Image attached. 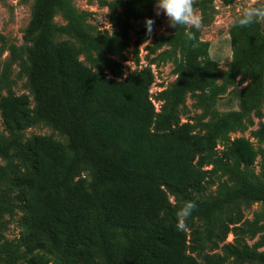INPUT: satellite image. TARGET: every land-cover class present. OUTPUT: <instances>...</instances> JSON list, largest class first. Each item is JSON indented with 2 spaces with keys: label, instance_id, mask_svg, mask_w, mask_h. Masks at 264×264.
I'll list each match as a JSON object with an SVG mask.
<instances>
[{
  "label": "trees",
  "instance_id": "16d2710c",
  "mask_svg": "<svg viewBox=\"0 0 264 264\" xmlns=\"http://www.w3.org/2000/svg\"><path fill=\"white\" fill-rule=\"evenodd\" d=\"M31 1L23 35L29 44L20 64L34 104L27 94L11 90L0 97L8 133L0 136V219L21 213L16 242L4 237L6 224L0 221V264H264V148L246 137L230 138L248 129V115H260L264 103L261 24L230 27L226 70L207 55L195 29L196 47L181 26L151 39L150 53L166 48L152 63L171 62L177 75L157 94L156 111L151 66L124 76L120 61L131 18L139 23L134 46L149 39L138 12L125 10L121 19L114 8L123 0L109 2L118 31L93 34L77 26L78 18L71 28L54 22L56 13L69 22L76 18L70 0ZM211 2L196 3L203 21ZM74 34L77 42L59 39ZM11 54L17 59L14 46ZM81 54L114 76L95 72ZM245 76L249 83L234 89L238 109L219 112L217 99ZM1 86H10L3 74ZM187 94L201 109L200 132L181 122ZM38 123L64 134L66 144L48 135L24 140L23 131ZM251 134L264 141L263 128ZM214 184V193L201 196ZM185 201L197 207L181 232L176 212ZM251 203L262 209L244 220L243 208ZM229 233L232 242H226ZM247 237L257 239L249 245ZM206 242L221 253H204L199 261L191 252Z\"/></svg>",
  "mask_w": 264,
  "mask_h": 264
},
{
  "label": "rangeland",
  "instance_id": "374dc122",
  "mask_svg": "<svg viewBox=\"0 0 264 264\" xmlns=\"http://www.w3.org/2000/svg\"><path fill=\"white\" fill-rule=\"evenodd\" d=\"M72 5L77 10L76 18L69 22L60 13H56L54 22L58 25L66 24L71 28L73 22L77 19V26L86 30L89 33H97L107 30L110 34L118 31L112 21V9L107 3L114 2L116 0H70ZM200 0H195L194 8L198 14L202 15L201 9L196 3ZM253 0H234L231 4H225L222 0H212L208 4L207 15L204 18L203 26L199 30L201 45L206 46L207 55L213 58L220 69L226 70L232 57L230 47L229 29L233 25V22L239 17L240 10L243 6L252 3ZM256 4L264 5V0H255ZM106 3V4H105ZM156 0H152L149 5H136L134 3L123 0L121 4H117L114 8L117 11L121 19L125 18V10H133L138 12L139 16L145 21L146 18H151L155 21L154 30L149 39L134 46V42L137 38V30L139 23L134 19H130V26L128 29L129 45L124 52L125 59L120 60L122 62L123 75L125 76L129 72L140 69L147 65H150L154 74V82L150 87V96L152 102L155 105L156 111H159L161 102L156 99L157 94L169 87L176 80L175 66L171 62H153L156 55L165 47L157 50L154 53H150L148 47L151 45V39L158 38L163 35H169L174 33L177 28L169 27L167 17L161 13L160 15L155 14ZM32 12V1L25 0H0V50H1V67H0V78L3 74L6 76L9 83V87L1 86L0 97L8 93L11 90L15 94H27L31 100L33 106V96L27 85L26 73L21 71V60L26 59V48L27 43L23 35L31 18ZM262 28L264 29V21H259ZM145 26V23H144ZM73 27V26H72ZM146 29V28H145ZM60 36H57L59 38ZM71 38V40L77 42L79 40L77 36H61L59 39ZM11 46L16 49L17 59H13L11 54ZM136 49L138 53L136 52ZM80 59L90 66L95 72L104 75L106 77H113L114 74L107 71L104 67L98 66L89 62L84 54L80 55ZM118 60V58H116ZM249 76H245L243 79L238 77L234 85L229 87L228 91L217 99L215 108L219 112H228L230 110H237L238 104L234 96V89H240L249 83ZM201 109L196 105V99L194 96L187 94L185 103L180 107V119L181 122L189 121L194 125V131L200 132L199 118ZM248 123V129L244 132L236 131L230 133V138L235 137H246L250 139L256 148H264V141H258L251 132L263 128L264 129V103L261 106L260 115L254 112L248 115L246 119ZM7 131L3 123V118L0 113V136H7ZM33 135H48L55 139L60 140L66 144V136L59 131L47 126L44 123H38L27 128L23 131V139H27ZM217 151L220 152L222 145H217ZM0 163L3 162L0 160ZM255 173L260 170V159L257 158L256 163L252 167ZM83 174H86L84 172ZM215 183L218 182V178L214 179ZM215 192V184L207 187L203 194L209 196ZM262 209L260 203H251L248 208H243L244 220H252L254 212ZM20 217L21 213L16 212L13 216L4 215L0 221H4L6 227L2 233L4 237L10 241H17L20 237ZM201 227L203 225L200 223ZM189 232V231H188ZM233 234L229 233L226 238V242L233 241ZM256 238H246V242L252 245ZM199 261L202 259L204 253H221V249L211 248V243L206 242V245L198 248L196 251L191 252Z\"/></svg>",
  "mask_w": 264,
  "mask_h": 264
},
{
  "label": "clouds",
  "instance_id": "9594fccd",
  "mask_svg": "<svg viewBox=\"0 0 264 264\" xmlns=\"http://www.w3.org/2000/svg\"><path fill=\"white\" fill-rule=\"evenodd\" d=\"M195 0H156L155 14L158 16L163 13L168 20L169 27L177 28L178 26L186 27L185 38L188 42L196 47V31L203 26V17L198 14L194 8ZM264 21V5H257L255 0L243 6L240 10L239 17L233 22V26L241 28L248 27L253 23ZM146 34L151 35L154 30L155 21L146 18L145 21ZM195 29L196 31H193ZM197 205L194 201H185L176 212L178 231H186L188 229L187 220L196 209Z\"/></svg>",
  "mask_w": 264,
  "mask_h": 264
}]
</instances>
